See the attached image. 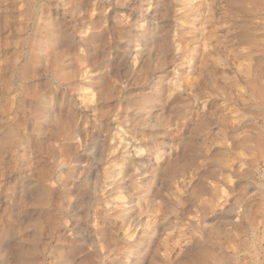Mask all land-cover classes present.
Instances as JSON below:
<instances>
[{
  "label": "rangeland",
  "instance_id": "rangeland-1",
  "mask_svg": "<svg viewBox=\"0 0 264 264\" xmlns=\"http://www.w3.org/2000/svg\"><path fill=\"white\" fill-rule=\"evenodd\" d=\"M0 264H264V0H0Z\"/></svg>",
  "mask_w": 264,
  "mask_h": 264
},
{
  "label": "bare ground",
  "instance_id": "bare-ground-1",
  "mask_svg": "<svg viewBox=\"0 0 264 264\" xmlns=\"http://www.w3.org/2000/svg\"><path fill=\"white\" fill-rule=\"evenodd\" d=\"M88 171V173H90L89 171H90V169L89 170H87ZM96 171V170H95ZM94 175V174H93ZM86 179H88V176H84L83 177V181H85ZM81 181H82V179H81ZM83 194V193H82ZM88 197V196H87ZM87 199V198H86ZM78 200H79V198H78ZM83 200V199H82ZM80 202V201H79ZM74 204H76V203H74ZM80 204V203H79ZM78 204V205H79ZM73 205V204H72ZM74 206V205H73ZM76 206V205H75ZM76 209V208H75ZM85 209V208H84ZM80 210V209H79Z\"/></svg>",
  "mask_w": 264,
  "mask_h": 264
}]
</instances>
